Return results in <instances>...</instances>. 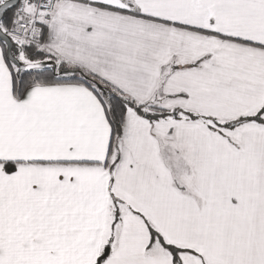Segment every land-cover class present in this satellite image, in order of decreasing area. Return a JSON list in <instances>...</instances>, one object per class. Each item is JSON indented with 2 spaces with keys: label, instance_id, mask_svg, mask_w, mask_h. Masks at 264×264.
Segmentation results:
<instances>
[{
  "label": "snow or ice",
  "instance_id": "obj_1",
  "mask_svg": "<svg viewBox=\"0 0 264 264\" xmlns=\"http://www.w3.org/2000/svg\"><path fill=\"white\" fill-rule=\"evenodd\" d=\"M0 264H264V0H0Z\"/></svg>",
  "mask_w": 264,
  "mask_h": 264
}]
</instances>
